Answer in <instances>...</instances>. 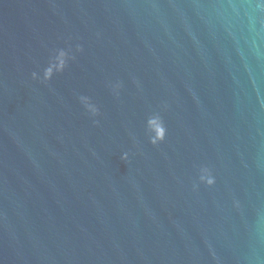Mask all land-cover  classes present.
<instances>
[{"label": "water", "instance_id": "95a60500", "mask_svg": "<svg viewBox=\"0 0 264 264\" xmlns=\"http://www.w3.org/2000/svg\"><path fill=\"white\" fill-rule=\"evenodd\" d=\"M0 264H264V0H0Z\"/></svg>", "mask_w": 264, "mask_h": 264}]
</instances>
